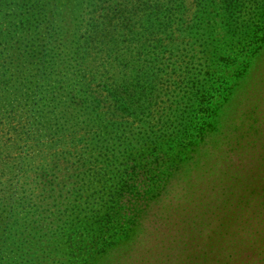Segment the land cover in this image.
I'll return each mask as SVG.
<instances>
[{
	"label": "rangeland",
	"instance_id": "374dc122",
	"mask_svg": "<svg viewBox=\"0 0 264 264\" xmlns=\"http://www.w3.org/2000/svg\"><path fill=\"white\" fill-rule=\"evenodd\" d=\"M107 1L120 2L124 6L129 1L140 3L147 0H0V259H4L3 264H39V249L49 255L44 264H107L106 258L110 257L115 258V264H182V261L196 264L199 249L184 236L186 210L195 208L200 190L211 186L216 178L213 179L212 173H207L206 169L209 164L218 163L220 155L225 167L235 169V173L230 171L225 176L227 184L233 173L244 177L250 184V203L245 205L244 217L252 219L258 217V213L264 214V179L260 182L250 173L256 158L264 153L259 151L261 146L252 145L258 141L264 146V68L260 66L264 51L254 59L252 76L245 79L244 87H240L242 81H239L233 92L236 99L258 97L260 105L255 101L244 107L238 100L233 105L223 106L226 94L216 96L217 106H223L226 117L224 133L214 138L218 139L217 142L206 135L204 143L198 146L190 143L192 131L187 123L198 121L195 118L199 110L196 92L187 79L181 87L176 85L180 78L171 72L172 59L167 54L161 61L162 72L156 79L161 82L147 81L146 84L151 83L153 87V91L148 92V101L133 102L131 114L124 116L127 119L115 117L111 119L113 123L82 125L78 136L83 143L68 149L69 155L53 158L44 166L28 163L23 167L27 162H23L24 157L28 155L30 160L35 159V148L29 149L33 143L21 140L20 133L9 125V118L15 119L14 125L31 127L28 123L33 119L27 117L21 122L18 119L34 109V89L45 82L36 74V69L40 68V73L44 74L49 70L43 63L30 64L36 60L23 53L24 45L34 48V53L40 54L43 50L46 60L50 56L61 60L67 56L68 45L74 43L69 53L71 56L76 52V45L84 43L83 36L87 34L90 19L99 16L92 11V3L103 6ZM186 1L193 12L195 8L191 2L194 0ZM215 1L217 12L210 16L215 27L211 30L210 25L209 31V35L217 40L215 49L227 50L244 64L255 49L264 47L263 11L249 12L251 5L236 6L226 14L219 3L221 0ZM239 1L246 5L263 3V0ZM210 10L213 11L214 7H206L202 12L206 15ZM131 47L143 46L135 41ZM199 57L205 61L208 55ZM147 70L146 66L139 64L130 72L135 81L146 74L151 76L155 71L154 68ZM182 71L185 70L182 68ZM229 86L230 83L227 89ZM184 88L185 96L178 95ZM243 101L246 104L247 100ZM243 123L245 126L242 127ZM154 146L159 147L158 152L153 150ZM125 148L131 152L124 153ZM60 150L58 147L57 151ZM130 154L134 157L127 161V170L134 171V174L128 181L137 188L138 194L135 198L128 197L132 203L127 205L135 210L136 223L130 226L129 235L120 239L112 250H106L104 255L99 251L92 254L99 248L95 246L101 245L99 249H102L103 245H114L112 240L118 242L113 239L114 232H105L102 219L107 212L114 210L115 204L109 193L119 188L116 171L124 168ZM23 178H27L26 187L22 184ZM214 187H209L206 192ZM193 194L198 196L190 200ZM22 198L30 205L18 209ZM36 211V215L28 217V212ZM47 219L51 221L50 225L46 222V228L43 221ZM27 220L31 225L25 230ZM252 225L264 227V217ZM63 230V236H58L57 233ZM260 244L253 249L242 243L233 259L212 260L206 256L207 259L200 261L208 264H264L263 238ZM78 247H84L80 254ZM87 247L91 249L88 252Z\"/></svg>",
	"mask_w": 264,
	"mask_h": 264
},
{
	"label": "trees",
	"instance_id": "16d2710c",
	"mask_svg": "<svg viewBox=\"0 0 264 264\" xmlns=\"http://www.w3.org/2000/svg\"><path fill=\"white\" fill-rule=\"evenodd\" d=\"M94 2L92 11L98 13L99 16L90 19L91 23L87 24L89 26V29L86 30L87 34L83 36L84 43L76 45V52L71 56L69 53L72 52L74 43L68 45L67 56L61 60H56L53 56L46 60L43 50L40 51V54L36 51L34 53V48L30 49V46L24 45L23 53L30 59L36 60L30 64L43 63L49 70L44 74L40 73L42 71L40 68L36 69V74L41 75L45 82L34 89L36 101L32 105L34 109L28 110L26 114H23L22 119L21 117L18 119L19 122L27 117L33 119L34 121L28 123L31 127L14 125L15 119L9 118V125L11 124L13 130L20 133L21 140L33 143L29 149L35 148V159L30 160L28 155L22 157L23 162L27 161L22 163L23 167L28 163L34 164L36 167L39 164L44 166L47 161L50 162L53 158L58 159L69 155L68 149L76 146L77 143H83L82 138L78 136V129L82 125L90 123L99 126L101 123H113L111 119L115 117L127 119L128 117L124 118V116L131 114L133 102L148 101V92L153 91V87L151 83L148 85L146 83L150 79L156 81L158 74L162 72L161 64L163 62L161 61L166 59L167 54L171 55L172 59L171 72L180 78L176 85L181 87L184 80L187 79L192 83L193 92H196L199 110L196 111L195 118L198 121L195 123L194 120H191L190 123H187L192 131L190 143L198 146L201 142H205L206 135L212 137L213 141H218V139H214L215 136L224 133L226 118L224 109H222L224 105H233L238 100L243 103L244 107L255 101L260 105L258 97L236 99L233 92H235L239 81H242L240 87L243 88L245 79L248 80L252 76L254 59L258 57L257 54L264 51V47L255 49L244 64L238 61L236 55L228 54L227 50L215 49L217 40L209 35L210 25H212L211 30L215 27L210 19L211 14L216 11L215 0L192 1L191 6L195 8L193 12L186 0H147L140 3L129 1L124 6L116 1H107L103 6L94 5ZM219 3L226 14L232 7L242 6L244 8L249 5H251L248 7L249 12L262 10L264 14V0L262 5L251 3L246 5L239 0H221ZM210 6L214 7V10L207 11L204 15L202 11ZM216 14L219 18V13ZM21 25L24 23L21 22ZM38 34L41 36L40 33ZM261 39L263 40V37ZM135 41H139V45L145 48H132L131 44ZM196 44V47L200 49L199 52L196 51ZM198 54H207L208 58L203 61L202 58H198ZM28 60L25 61L28 62ZM139 64L146 66L147 71L153 68L155 71L151 76L145 72L146 77L134 81L130 71L133 66ZM263 65L264 61L260 65L262 69ZM74 68L76 69L73 70ZM182 68L187 71V74L195 75L188 76L185 71H182ZM209 80L212 81L209 83ZM232 81L233 85H231ZM156 82L160 83L161 80ZM229 83L230 86L227 89ZM185 92L184 88L178 95L185 96ZM221 94H226L223 96L222 107L217 106L216 100V96ZM244 99L247 100L246 104ZM240 118L242 121L241 116ZM159 139L157 138V140ZM252 145L254 147L261 146L259 151H264L262 143L255 141ZM58 147H61L60 151H57ZM153 148L154 151H159V147L154 146ZM232 149L235 151L233 146ZM125 150L126 154L131 152L130 149L125 148ZM30 151L33 153V150ZM131 155L127 156L124 168H117L116 179L119 178L120 186L115 192L109 193L110 200L114 202L115 207L114 210L107 212L106 217L102 219L105 221V232H114L113 239H117L118 242L112 240L114 245L105 247L103 245L102 249H99L101 245L95 246L99 248L92 254L99 251V254L104 255L106 250H112L118 245L120 239H125L129 235L130 226L136 223L134 221L136 212L127 205V203H132L128 197L135 198L138 194L137 188L128 181L132 178L131 174H134V171L127 170V161L134 157ZM221 156L218 163L209 164L206 169L207 173H212L213 179L216 177L211 183V186L215 185L214 190L206 192L210 189V185L204 191L200 190L201 195L195 208H192L191 211L186 210L188 212L186 214L187 227L184 236L192 241L194 248L199 249L200 255L196 264H208L200 261L207 259L206 256L212 260L223 257L233 259L234 256H237L235 254H237V250H240L242 243L243 245L249 244L254 249L261 243L262 238L264 239V227L252 225L255 220L264 217V214L258 213V217L252 219L245 218L243 215L246 209L245 205L248 206L250 203V184L244 180V177L235 175V169L225 167ZM253 164L250 173L253 178L259 179L261 182L264 179V153L256 158ZM111 165L115 168L114 164ZM230 171H234V176L227 184L225 176ZM24 172H26V168ZM219 172L222 173L219 174ZM27 178L22 180L24 187H26L25 180ZM33 183L34 181L31 184ZM262 185L264 186V182ZM23 191L26 192V190ZM197 196L198 194H193L190 200ZM125 199H127L126 203H123ZM22 205L30 204L22 198L19 200L18 209ZM27 214L28 217H31L36 215L37 211ZM49 221L51 220L43 221L44 227L47 228L46 222L49 223ZM25 223L28 225L23 228L29 229L31 222L27 220ZM101 225L103 227V224ZM63 233L64 230L57 235L62 237ZM111 242L108 243L112 244ZM92 247L94 246L92 245ZM83 250L84 247L77 249L79 254ZM90 250V247L86 248V252ZM38 252H41L38 263L44 264V260L49 255L42 249H39ZM106 260L107 264H115L113 262L115 258L110 257ZM3 261L4 259H0V264H3ZM181 263L190 264L185 261Z\"/></svg>",
	"mask_w": 264,
	"mask_h": 264
}]
</instances>
